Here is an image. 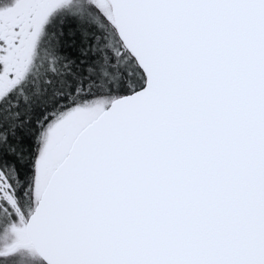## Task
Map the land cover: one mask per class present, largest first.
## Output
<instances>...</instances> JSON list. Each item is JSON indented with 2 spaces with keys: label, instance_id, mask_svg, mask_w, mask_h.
Segmentation results:
<instances>
[{
  "label": "snow or ice",
  "instance_id": "1",
  "mask_svg": "<svg viewBox=\"0 0 264 264\" xmlns=\"http://www.w3.org/2000/svg\"><path fill=\"white\" fill-rule=\"evenodd\" d=\"M0 264H264V0H0Z\"/></svg>",
  "mask_w": 264,
  "mask_h": 264
}]
</instances>
